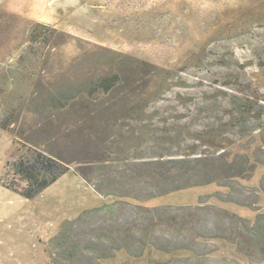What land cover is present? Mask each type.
Listing matches in <instances>:
<instances>
[{
	"label": "rangeland",
	"instance_id": "rangeland-1",
	"mask_svg": "<svg viewBox=\"0 0 264 264\" xmlns=\"http://www.w3.org/2000/svg\"><path fill=\"white\" fill-rule=\"evenodd\" d=\"M0 7L67 33L52 36L55 48L42 49L51 56L36 70L44 83L96 70L120 75L96 101L63 109H11L3 97L14 90L0 92V119L16 116L26 145L71 164L26 198L4 186L2 176L8 160L28 148L0 129V264H154L175 255L148 242L158 238L207 255L188 264H264V0H0ZM29 26L19 18L0 28V83L5 73L16 74L7 66ZM43 91L42 84L31 89ZM158 156L202 157L203 167L220 178L148 199L126 198L165 207L168 222L154 225L130 210L97 213L70 226L76 249H69L71 240L53 241L67 220L118 199L102 196L77 174L80 163L108 157L125 167ZM134 222L142 239L131 249L138 253L145 244L142 255L121 249L97 260L83 250L112 224Z\"/></svg>",
	"mask_w": 264,
	"mask_h": 264
},
{
	"label": "trees",
	"instance_id": "trees-1",
	"mask_svg": "<svg viewBox=\"0 0 264 264\" xmlns=\"http://www.w3.org/2000/svg\"><path fill=\"white\" fill-rule=\"evenodd\" d=\"M19 18L26 20L30 26L28 39L17 46L16 54L7 66L8 71L16 74L9 75V73H5L4 81L0 83V92L5 93L10 89L14 90L9 96L3 97L9 108L31 109V107L40 105L45 109H63L79 101H96L101 93H107L120 81V75L117 72L96 70L88 73L83 78L72 79L68 77L66 81L44 83L36 70L41 63L48 61L51 56L42 53V49L48 46L55 48L56 46L52 44V36L67 35V33L58 31L45 22L25 19L19 14L0 7V28L6 23L19 20ZM35 48L38 49V52L33 50ZM39 84L43 85L44 91L37 95L34 92L31 93V89ZM23 85H27L28 88L25 94L18 92ZM17 123L16 116L8 115L4 119H0V129L15 135V143L25 146L24 131L18 130L20 126L16 127ZM34 144L29 143V145H26V148H28L26 151H22L13 159L8 160L5 174L2 176L4 186L26 198L34 197L54 183L60 176L71 170L69 162L57 155L34 148ZM18 149H22L21 146ZM202 161V157L164 158L158 156L156 158L139 159L138 163H126L125 167H120L116 160L108 157L87 159L76 167V173L91 184L102 196H114L118 199L110 203L106 202L99 207L86 209L75 220H67L59 235L53 241L59 240L64 244V242L71 240L69 249H76L79 246V241L73 239L74 236L70 232V226L79 225L86 217L97 213L121 216L130 210L138 215V218L148 219L154 225L160 221L168 222L169 218L162 217L165 207L143 206L132 203L126 198L148 199L192 185L218 181L220 175L214 172L213 167H209V169L203 167ZM148 177H151V179L149 180ZM23 182L24 186H21ZM181 209L186 211V208ZM178 216L179 214H176V216L173 214L172 218L177 220L176 217ZM111 226L114 228L111 229L109 234L94 235L92 241L101 240L100 242H94L95 246L84 247L83 250L87 248L88 254L97 260L111 257L115 254V251L121 249H125L132 255L140 256L143 254L145 244L142 245L138 253H133L131 249L134 240L142 239V236L138 237V227L141 226L135 222L132 225L117 223ZM142 230L146 234L150 232V228L144 225ZM257 236L259 235L257 234ZM156 241L148 242L163 253L173 252L175 255L173 254L170 259L165 261L155 260L154 264H174L176 259L186 261L188 264V261H191L192 258H195L197 262H204L207 257L205 253L193 251L187 246V243L176 240V243L170 244L168 239H165V242ZM102 247L105 248V251ZM178 252L184 253L178 254ZM197 262L193 264H197Z\"/></svg>",
	"mask_w": 264,
	"mask_h": 264
}]
</instances>
